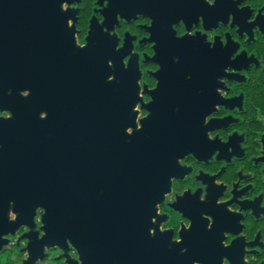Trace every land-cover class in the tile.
Segmentation results:
<instances>
[{
  "label": "flooded vegetation",
  "instance_id": "flooded-vegetation-1",
  "mask_svg": "<svg viewBox=\"0 0 264 264\" xmlns=\"http://www.w3.org/2000/svg\"><path fill=\"white\" fill-rule=\"evenodd\" d=\"M134 69L135 122L161 110V264H264V0H0V264H122L117 94Z\"/></svg>",
  "mask_w": 264,
  "mask_h": 264
},
{
  "label": "water",
  "instance_id": "water-1",
  "mask_svg": "<svg viewBox=\"0 0 264 264\" xmlns=\"http://www.w3.org/2000/svg\"><path fill=\"white\" fill-rule=\"evenodd\" d=\"M119 76L118 81V104L120 101L130 102L131 118L128 123L117 122V152L114 161L117 171L118 191L125 192V204L133 206V215L128 217L119 216L113 234L116 246V256L122 264H161V231L157 223L152 222L156 216L157 204L161 202V110L160 113L152 112L146 118L135 122L136 111L132 109L140 100L138 96L137 80L138 69L130 74L126 70ZM127 73V74H126ZM155 97L151 104L161 103V85L158 84L154 91ZM30 105V104H29ZM21 116H31L30 107ZM45 108L47 104H38ZM53 117L64 116L63 104H49ZM153 111V110H152ZM14 115V114H13ZM85 117H94L93 111L83 113ZM131 133H127V129ZM92 158L86 156L85 163L91 164ZM82 158L79 156H67L63 163L68 164L70 170V183L78 182L79 165ZM86 173H89L86 170ZM21 181H30L31 172L17 173ZM148 182V186L143 187ZM148 189V194L142 193ZM70 196L77 197L76 186L70 185ZM121 194L119 193V197ZM128 197V201L126 198ZM120 200V199H119ZM121 202L119 201V204ZM63 212V209L61 210ZM70 213H78V203L71 201ZM74 220H78L76 214ZM153 230V231H152ZM93 235H86L89 239ZM72 238V239H71ZM70 243L78 249V235H70Z\"/></svg>",
  "mask_w": 264,
  "mask_h": 264
},
{
  "label": "rangeland",
  "instance_id": "rangeland-1",
  "mask_svg": "<svg viewBox=\"0 0 264 264\" xmlns=\"http://www.w3.org/2000/svg\"><path fill=\"white\" fill-rule=\"evenodd\" d=\"M261 95H262V100H263V104H264V82L262 83V87H261Z\"/></svg>",
  "mask_w": 264,
  "mask_h": 264
},
{
  "label": "trees",
  "instance_id": "trees-1",
  "mask_svg": "<svg viewBox=\"0 0 264 264\" xmlns=\"http://www.w3.org/2000/svg\"><path fill=\"white\" fill-rule=\"evenodd\" d=\"M262 96V95H261ZM263 98H261V104H263V100H262Z\"/></svg>",
  "mask_w": 264,
  "mask_h": 264
}]
</instances>
